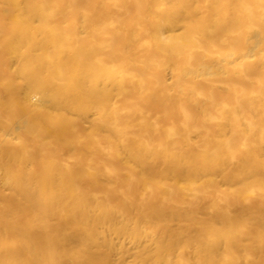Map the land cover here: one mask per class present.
Masks as SVG:
<instances>
[{"label": "bare ground", "instance_id": "6f19581e", "mask_svg": "<svg viewBox=\"0 0 264 264\" xmlns=\"http://www.w3.org/2000/svg\"><path fill=\"white\" fill-rule=\"evenodd\" d=\"M0 264H264V0H0Z\"/></svg>", "mask_w": 264, "mask_h": 264}]
</instances>
